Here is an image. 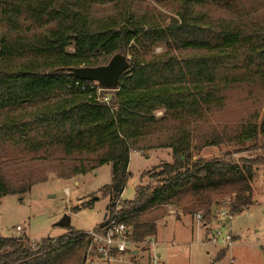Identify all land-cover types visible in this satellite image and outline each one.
<instances>
[{"label":"trees","instance_id":"obj_1","mask_svg":"<svg viewBox=\"0 0 264 264\" xmlns=\"http://www.w3.org/2000/svg\"><path fill=\"white\" fill-rule=\"evenodd\" d=\"M168 1L167 23L140 12L139 0H0V199L48 180L26 165H48L70 180L111 164L107 210L137 242L156 235L168 206L210 224L227 197L233 216L255 205L259 160L194 153L264 137V0ZM106 8L112 13L100 16ZM117 54L131 59L112 92L74 75ZM236 91L251 112L230 117ZM144 143L170 149L173 162L156 185H139L133 200L121 201L131 153ZM90 242L74 228L34 247L27 237L0 236V264H62L79 255L83 264Z\"/></svg>","mask_w":264,"mask_h":264},{"label":"rangeland","instance_id":"obj_2","mask_svg":"<svg viewBox=\"0 0 264 264\" xmlns=\"http://www.w3.org/2000/svg\"><path fill=\"white\" fill-rule=\"evenodd\" d=\"M139 1L141 2L140 7L138 6L140 12H148L158 19H164L167 23L170 17L173 16L171 4L168 0ZM111 13L112 9L109 8L99 11L100 16ZM164 51L165 48L160 46L154 52L155 54H161ZM127 57L131 59L129 56ZM105 91L112 92L113 90ZM107 94V97L110 98V93ZM230 96L231 105L234 106L229 111L230 117H237L251 112L250 107L243 104L246 96L244 92H232ZM244 108L247 110H244ZM162 116L163 111H158L157 117ZM142 146H144V149L140 151L142 154L133 153L132 155L129 165L132 176L121 196V201L133 200L136 195V187L139 185H156L158 181L156 175L162 170L163 164L173 162L170 149H149L147 143ZM194 155L196 158L205 161L222 158L259 160L251 183L255 205L243 213L235 215L231 224L234 234L240 237V240L228 250L224 257L219 258L216 257L214 248L198 244L203 238L200 231L198 233L196 231L194 236L189 237L187 230L189 219L184 220L183 223L177 221L176 218L178 216L182 218L184 214L176 206H168L165 208L166 215L158 220L160 221L158 234L155 235L158 241H164L165 243L157 246L156 253L161 254V259L166 264H264V137L260 135L256 141L246 142L243 145L210 146L202 152L196 151ZM25 172L40 174L39 176L45 173L48 180L35 184L30 192L22 196L8 195L0 199V236L27 237L32 245H40L44 239H57V236L68 233L70 228L88 231L103 221L106 206L110 204L111 200L110 197L104 198L103 196V188L111 184V164L68 181L59 179L58 176L54 175L56 172L50 171L48 165L44 164L26 165ZM93 197L99 199L93 207H82L84 203L89 202ZM233 202L232 197L223 199L215 207L214 213L216 214L221 208L230 209ZM76 207H80L81 210L75 211ZM66 214L71 217V227L56 226ZM189 217L195 223L196 215ZM18 226L22 227V233L20 234H17ZM201 228L204 229V226L202 225ZM211 231L209 233L206 231L203 239L208 238ZM173 241L175 243H172ZM220 254H223V252L221 251ZM232 258L235 260L234 263H231ZM72 259L68 262L64 260L65 263L62 264H73L74 262L80 264L82 256L79 255L78 261L76 258L75 261H72ZM114 264L122 263L117 262Z\"/></svg>","mask_w":264,"mask_h":264},{"label":"built area","instance_id":"obj_3","mask_svg":"<svg viewBox=\"0 0 264 264\" xmlns=\"http://www.w3.org/2000/svg\"><path fill=\"white\" fill-rule=\"evenodd\" d=\"M94 83L96 86H101L97 82ZM98 90L102 92L108 89L103 87ZM215 215L212 223L204 225L210 229L217 221L216 228L200 244L230 249L235 243L231 224L234 216L228 208H221ZM196 217L199 222H203L202 214H198ZM103 223L106 226L102 230L93 229L87 232L91 237V242L86 252L85 264H114L117 262L122 264H165L160 254L156 253L155 236L148 237L141 242L134 241L133 228L122 221L117 214L112 215L110 212ZM20 233H22V227L18 226L17 234ZM139 253L142 256L137 259L136 256ZM234 261L232 258L231 263Z\"/></svg>","mask_w":264,"mask_h":264},{"label":"water","instance_id":"obj_4","mask_svg":"<svg viewBox=\"0 0 264 264\" xmlns=\"http://www.w3.org/2000/svg\"><path fill=\"white\" fill-rule=\"evenodd\" d=\"M129 69V58L122 54L115 55L107 65L97 67H80L73 70L74 75L85 81L97 82L108 90L117 89L122 75ZM63 228L71 227V217L64 215L56 224ZM85 264V260L84 263Z\"/></svg>","mask_w":264,"mask_h":264},{"label":"crops","instance_id":"obj_5","mask_svg":"<svg viewBox=\"0 0 264 264\" xmlns=\"http://www.w3.org/2000/svg\"><path fill=\"white\" fill-rule=\"evenodd\" d=\"M133 153H141V152H132L131 153V159H132V155H133ZM151 153V152H150ZM142 154V153H141ZM131 163V162H130ZM169 163V162H168ZM98 170V169H97ZM96 170V171H97ZM52 174H54V173H52ZM52 174H50V175H52ZM55 176H57L56 174H54ZM78 177V176H77ZM76 178V177H75ZM74 178V179H75ZM65 181H68V180H65ZM67 193L69 194V191H68V189H67ZM109 205V204H108ZM108 205L106 206V210H105V215H104V218H103V221L100 223V224H102L103 222H104V220L106 219V217H107V215L109 214V212H108ZM246 211V210H245ZM189 216H192V215H182V218H181V216H178L177 218H176V220L177 221H180V222H184V220H186V219H189V223H188V225H189V228L187 229L188 230V234H189V237L190 236H194L195 235V233H196V231H197V233L200 231L201 233H202V237L204 238V234L206 233V231L209 233L211 230H213L214 228H216V225H217V221L216 222H214L213 223V225L210 227V229H207L206 227H205V225L203 224V222H199L198 220H197V217H196V220H195V223L193 222V221H191V218L189 217ZM234 218H235V216H234ZM234 218H233V220H234ZM161 221H165V220H161ZM159 222L160 221H157V230H158V225H159ZM100 224H97L96 226H98V225H100ZM204 226V229H202L201 228V226ZM95 226V227H96ZM94 227V228H95ZM93 228V229H94ZM93 229H90V230H88V231H91V230H93ZM206 230V231H205ZM80 231H84V230H80ZM88 231H85V232H88ZM232 231H233V229H232ZM67 234V233H66ZM66 234H63V235H66ZM157 234H158V231H157ZM63 235H59V236H57V237H60V236H63ZM233 236H234V241H235V243L237 244V242L240 240V237H238L237 235H235L234 234V231H233ZM57 237H55V238H57ZM203 238H201V241L202 240H204ZM155 240L157 241V246H159L160 244H164L165 242L163 241V242H160V241H158V239H157V236H155ZM201 241L198 243V244H200L201 243ZM172 243H175L174 241L172 242ZM234 243V244H235ZM201 246H205V247H211V248H214L213 250H215V253H216V257H224L226 254H227V252H228V250L229 249H224V248H219V247H214V246H212V245H202V244H200ZM234 247V246H233ZM223 252V254H220V252ZM142 256V254H138L137 256H136V258L137 259H139L140 257ZM160 256H161V254H160ZM165 262V261H164ZM165 264H166V262H165Z\"/></svg>","mask_w":264,"mask_h":264}]
</instances>
